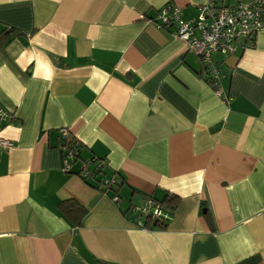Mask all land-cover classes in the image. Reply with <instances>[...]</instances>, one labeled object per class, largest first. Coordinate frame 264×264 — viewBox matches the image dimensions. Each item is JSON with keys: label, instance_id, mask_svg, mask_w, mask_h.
Wrapping results in <instances>:
<instances>
[{"label": "crops", "instance_id": "crops-1", "mask_svg": "<svg viewBox=\"0 0 264 264\" xmlns=\"http://www.w3.org/2000/svg\"><path fill=\"white\" fill-rule=\"evenodd\" d=\"M206 1L0 0V30L19 32L0 49L14 141L0 150V264H264V32L213 56L225 103L154 23L167 3L194 17ZM62 128L122 178L119 201L62 171ZM167 192L166 228L130 219ZM65 199L86 208L80 227Z\"/></svg>", "mask_w": 264, "mask_h": 264}, {"label": "built area", "instance_id": "built-area-1", "mask_svg": "<svg viewBox=\"0 0 264 264\" xmlns=\"http://www.w3.org/2000/svg\"><path fill=\"white\" fill-rule=\"evenodd\" d=\"M154 23L170 30L171 34L186 45V50L194 53L206 69V82L217 97L227 103L229 96L222 87L220 63L213 60L215 54L228 56L237 50V41L244 40L251 45L260 32H264V0H207L198 7L194 17H184L180 8L167 3L157 11ZM11 114L0 106L1 124L9 120ZM66 128L61 129L66 134ZM14 146V141L0 134V150ZM71 169L67 158L63 159L62 171ZM116 196L113 197L115 201ZM130 212V213H129ZM128 213L135 216H159L160 206L151 199L133 206ZM264 212V208H263Z\"/></svg>", "mask_w": 264, "mask_h": 264}, {"label": "trees", "instance_id": "trees-1", "mask_svg": "<svg viewBox=\"0 0 264 264\" xmlns=\"http://www.w3.org/2000/svg\"><path fill=\"white\" fill-rule=\"evenodd\" d=\"M187 18V17H186ZM19 32L11 27H4L0 30V49L4 46L7 40L17 35ZM194 54V53H193ZM217 55V54H216ZM215 56V55H214ZM221 56V55H218ZM223 57V56H222ZM213 58V57H212ZM217 63H221L213 58ZM206 69L202 66L201 76L203 80H206ZM57 147L61 152L62 160L67 158L70 162L71 167L73 165L79 164V168L76 171L70 169L67 172L75 173L80 176L84 182L89 185L96 187L97 189L108 193L111 198L116 196V202L119 201V191L122 185V178L114 176L115 174H108L106 172V160L104 158L97 157L95 155L89 158H83L81 156L82 143L76 139V137L71 136L69 132L66 134L61 133V137L58 140ZM151 199L154 203L159 204L161 214L159 216H135L136 222L143 228L146 229H164L167 226V222L172 211L176 208L178 203V196L173 193L167 192L162 200H156L151 196H142L139 202L130 204L127 210L133 206L142 204L145 200ZM57 209L59 213L67 219V221L72 225V227H80L82 221L87 214V210L84 206L78 203L74 199H65L58 203ZM207 215V214H205Z\"/></svg>", "mask_w": 264, "mask_h": 264}]
</instances>
